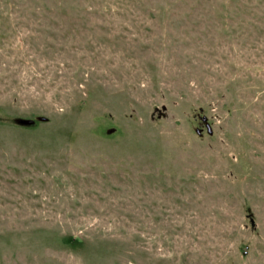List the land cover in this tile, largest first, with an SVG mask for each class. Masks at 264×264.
I'll list each match as a JSON object with an SVG mask.
<instances>
[{"label":"rangeland","instance_id":"1","mask_svg":"<svg viewBox=\"0 0 264 264\" xmlns=\"http://www.w3.org/2000/svg\"><path fill=\"white\" fill-rule=\"evenodd\" d=\"M0 264H264V0H0Z\"/></svg>","mask_w":264,"mask_h":264},{"label":"water","instance_id":"2","mask_svg":"<svg viewBox=\"0 0 264 264\" xmlns=\"http://www.w3.org/2000/svg\"><path fill=\"white\" fill-rule=\"evenodd\" d=\"M24 123L27 124V125H31V124H33L34 122H33V121H25Z\"/></svg>","mask_w":264,"mask_h":264},{"label":"trees","instance_id":"3","mask_svg":"<svg viewBox=\"0 0 264 264\" xmlns=\"http://www.w3.org/2000/svg\"><path fill=\"white\" fill-rule=\"evenodd\" d=\"M203 119H205V118H203ZM197 133L200 134V132H198V130H197Z\"/></svg>","mask_w":264,"mask_h":264}]
</instances>
